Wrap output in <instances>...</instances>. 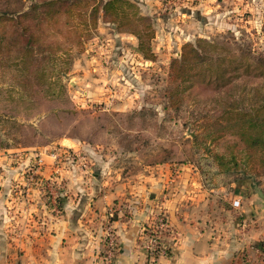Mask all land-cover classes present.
Wrapping results in <instances>:
<instances>
[{
    "label": "rangeland",
    "instance_id": "1",
    "mask_svg": "<svg viewBox=\"0 0 264 264\" xmlns=\"http://www.w3.org/2000/svg\"><path fill=\"white\" fill-rule=\"evenodd\" d=\"M109 1L0 0V175L21 174L0 187L32 217H44L38 204L59 217L64 183L37 164L56 154L60 168L90 176L102 164L135 181L160 168L195 174L201 211L215 218L235 190L264 205V140H251L264 120V0H128L142 19L121 28L114 10L104 13ZM145 25L153 37L140 50L127 30ZM201 41L215 45V68H251L220 90L198 81L172 106V61Z\"/></svg>",
    "mask_w": 264,
    "mask_h": 264
},
{
    "label": "crops",
    "instance_id": "2",
    "mask_svg": "<svg viewBox=\"0 0 264 264\" xmlns=\"http://www.w3.org/2000/svg\"><path fill=\"white\" fill-rule=\"evenodd\" d=\"M41 160L42 177L53 175L64 183L63 211L57 217L46 205H30L42 212L41 221L26 212L10 188L0 187V264H98L111 209L117 213L116 264H148L142 227L158 205L166 209L174 237L171 256L157 264H264V205L257 192L252 202L245 191H233L220 219L201 211L206 202L190 172L184 179L160 168L135 181L121 178L106 164L90 176L80 169H65L67 164L60 168L53 156ZM20 176L2 173L0 183L9 186L13 178L21 182ZM165 192L169 198L164 201ZM237 200L240 207L234 208ZM25 219L34 223L33 228L25 233L16 230Z\"/></svg>",
    "mask_w": 264,
    "mask_h": 264
},
{
    "label": "trees",
    "instance_id": "3",
    "mask_svg": "<svg viewBox=\"0 0 264 264\" xmlns=\"http://www.w3.org/2000/svg\"><path fill=\"white\" fill-rule=\"evenodd\" d=\"M51 3L54 4V2ZM120 3L123 5H119ZM130 8H135V6L128 0H111L105 3L103 10L106 15L111 14V10H114L112 15L117 17L115 18L116 21L120 20V22H116L119 24L120 28L125 25L134 24L135 22L138 27L142 17L139 15L131 16L129 11ZM124 21L126 22L124 23ZM127 32L133 34L139 39L140 50L144 48L143 36H148L149 40L153 37L151 25H145L144 32L139 28L136 30L129 29ZM201 42L203 43L202 47L194 45L184 46V52L182 53L181 57L172 61L170 71L172 90L169 92V100L172 101V106H178L180 103H182L185 98V94L188 93V91H191L195 83H198V81L200 84H202L201 86H204L206 89L220 90L233 85L236 78L246 71V67H248L247 69L251 68V65L247 64L245 66V64L238 61L232 63L230 69L222 67L226 65H224L223 61L218 63L219 66H216L215 68L213 66L214 61L211 59L215 45L208 43L207 41ZM207 47L210 51L203 53V50L205 51V48ZM146 50L151 53L150 49L146 48ZM208 59L210 60L207 63ZM241 68L243 69L241 70ZM229 115L236 116L235 118L237 121L242 119L240 118V112L232 111L229 113ZM251 125L253 127L259 128L260 134L258 135L259 137L250 139L264 140V137H262L264 135V120L257 126L253 123ZM241 135L242 137L243 135L246 136V133Z\"/></svg>",
    "mask_w": 264,
    "mask_h": 264
},
{
    "label": "built area",
    "instance_id": "4",
    "mask_svg": "<svg viewBox=\"0 0 264 264\" xmlns=\"http://www.w3.org/2000/svg\"><path fill=\"white\" fill-rule=\"evenodd\" d=\"M57 155L53 158L56 160ZM37 164L42 165L39 157ZM167 195V194H165ZM168 199V195L164 197V201ZM234 208L240 207V201L232 203ZM157 212L153 213V218L142 227L143 245L146 250L148 264H157L160 258H169L171 253L170 240L174 237L166 209L162 206H156ZM54 210H58L55 208ZM117 213L114 209L108 211L106 222L103 226L102 250L98 264H116L118 254L120 252L118 235L114 228V220Z\"/></svg>",
    "mask_w": 264,
    "mask_h": 264
}]
</instances>
